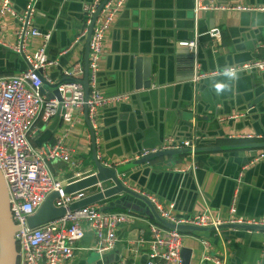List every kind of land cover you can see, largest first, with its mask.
Wrapping results in <instances>:
<instances>
[{"label": "crops", "instance_id": "0c3cea01", "mask_svg": "<svg viewBox=\"0 0 264 264\" xmlns=\"http://www.w3.org/2000/svg\"><path fill=\"white\" fill-rule=\"evenodd\" d=\"M40 1L33 26L42 33H51L47 54L50 59H57L58 66L46 72L45 81L51 86L66 80L61 75L64 70L77 63L85 67L86 37L80 40L77 36L80 27H83L82 7L92 0ZM10 2L17 12H21L27 0ZM203 2L224 7L264 8V0ZM193 8L194 0H127L113 26L105 34L99 62V90L105 96L135 93V99L128 104L98 111L96 153L104 161L117 164L136 152L145 151L143 148L157 146L162 138L168 136L186 141L189 138L196 140V134L200 133L211 143L196 146L201 149L249 144L234 140L235 136L242 134L263 136L264 100L254 107L252 116H259L256 122L249 120L251 115L237 122L221 123L220 119L247 108L250 103L244 102L242 95L264 94V73L250 75L254 76L253 84L258 85L254 90L248 89L250 78L245 75L232 79L225 76L209 78L201 84L196 82L194 85H197L199 99L184 110L182 107L187 106L189 90L186 87L183 92L181 86L185 83L177 82V78L181 81L193 79L194 59L189 61L177 54L181 52L179 43L185 44L196 39L197 62L203 73L261 59L264 56V11L201 12L196 19ZM212 30L219 31L218 37L210 36ZM15 31L16 21L7 16L5 29L0 36L2 43L14 46ZM209 43H213V47ZM41 44V38L31 39L27 54H34ZM138 57L151 61L152 87L149 91L129 90L134 85L133 69ZM23 64L21 62L16 66L0 49V77H10L23 71ZM236 79L240 80L241 85L235 86L232 80ZM217 84L224 86L222 91L217 92ZM245 89L247 91L243 94ZM42 90L49 99L53 89L43 86ZM186 110L206 121L188 124L182 118ZM71 120L72 125L62 121L60 116L47 124L38 123L37 133L31 138L34 146L52 144L58 138H63L71 151L73 162L80 165L78 169L70 171L65 164L52 163L50 167L53 175L63 181L73 179L75 173H79L81 179L95 172L86 112L76 110ZM228 140L234 142L229 143ZM261 151L210 154L207 157L212 164H196L192 171L190 167L195 156L157 159L122 175L132 189L154 196L164 208L173 205L172 213L178 218H189L208 210L214 218L227 220L228 209L234 201L241 217L259 216L264 219V159L253 162ZM177 161L181 162L179 166H166ZM130 164L121 165L116 170ZM176 176H179V180ZM103 205L106 207L108 203L104 202ZM137 216L139 220L135 223L117 229L118 243L112 252L104 255L103 261L124 264L146 262L150 240L148 226L152 222L147 217ZM83 228L85 237L75 246L73 264H99V257L90 251L96 245L94 235L87 225L84 224ZM140 231L143 232L142 238ZM182 250L190 251L189 264H214L202 261L205 254L219 264H264V232L225 230L185 234Z\"/></svg>", "mask_w": 264, "mask_h": 264}, {"label": "built area", "instance_id": "2783aa9c", "mask_svg": "<svg viewBox=\"0 0 264 264\" xmlns=\"http://www.w3.org/2000/svg\"><path fill=\"white\" fill-rule=\"evenodd\" d=\"M126 1L107 0L94 21L88 43V93L85 94L83 86L84 66L82 63H77L62 72L61 75L66 79L65 81L56 82L58 100L57 98L48 99L41 93L46 72L57 66V59L51 61L47 55L51 33H42L33 26L36 0H28L21 12L14 9L10 0H0V36L5 29L7 16L16 21L15 45L7 46L2 43L0 38V47L21 56L27 64L24 71L10 77H0V174L6 188L11 219L16 229L14 240L17 264H73L75 246L85 237L84 224L91 229L96 240L95 247L90 251L99 257V264H105L104 255L112 252L118 243L117 229L121 226H129L139 220V217L130 211H105L104 202L71 210L70 207L74 204L103 193L112 187V184L110 182L98 183L87 190L66 193L65 190L68 186L80 180V174L75 173L73 179L63 181L53 175L50 166L54 162H60L73 171L80 165L73 162L71 151L65 145L63 138H58L54 143L41 147L34 146L31 142V138L37 133L38 123L47 124L60 116L62 121L72 125L71 116L77 110L80 113L86 112L91 131L94 133L95 145H97L98 111L127 103L135 95V93H122L105 96L98 87L99 62L103 54L105 34L113 26ZM102 2L103 0H92L83 5V29L78 39L86 37L93 17ZM218 11L263 12L264 8L215 6L211 3L206 4L203 0H194L193 13L196 19L201 12ZM218 35V30L210 31L212 38H216ZM34 38H41L42 44L34 54L28 55L26 52L28 43ZM183 45L194 57L192 84L220 76L235 78L238 75L253 72L264 73V56L250 63L203 73L197 62V40L194 39ZM229 71L233 72L234 76L226 75V72ZM245 117L246 113L237 112L220 119V122H237ZM234 140L260 143L264 142V137L242 134L235 136ZM194 146V140L175 141L169 139L157 150L137 152L117 164L104 161L99 153H96V160L103 167L116 170L121 165L139 161L158 151L192 150ZM263 159L264 150L253 162L256 163ZM190 168L194 170L195 167L192 164ZM93 174L95 173L84 178L93 176ZM118 179L126 188L146 199L162 220L176 227L214 228L215 232H218V227L225 225L264 228V219L262 218L237 217L234 201L228 209L229 218L227 220L214 218L208 210L189 218H178L172 213L173 205L164 208L154 196L132 189L130 185L126 184L124 175L120 174ZM52 195H56L53 207L63 211L62 215L38 226H31V220ZM139 233L142 238L143 232ZM148 233L150 240L148 241L147 260L144 264H182V241L185 235L181 231L165 229L151 223L148 226ZM206 245L207 243H205ZM202 259L205 263L219 264L206 254Z\"/></svg>", "mask_w": 264, "mask_h": 264}, {"label": "water", "instance_id": "95a60500", "mask_svg": "<svg viewBox=\"0 0 264 264\" xmlns=\"http://www.w3.org/2000/svg\"><path fill=\"white\" fill-rule=\"evenodd\" d=\"M107 0H103L101 6L98 8L97 13L93 17V21L88 29V33L86 35L85 41H86V54H85V67H84V81H83V86L85 90V94L88 93V43L90 40V36L92 33L94 21L102 9L103 5L106 3ZM28 2V0H27ZM26 2V5H27ZM40 0H36V5H35V14L38 10ZM127 2V1H126ZM125 2V3H126ZM90 3V1L86 2ZM25 5V6H26ZM25 8V7H24ZM35 16V15H34ZM82 21H83V13H82ZM82 27V26H81ZM80 29L82 30L83 27ZM81 32V31H80ZM79 37V34L77 38ZM210 37V36H209ZM51 38V37H50ZM81 40V39H80ZM193 41V40H192ZM190 41V42H192ZM189 43V42H188ZM213 47V43H209ZM179 50L181 51L177 55L179 56H184L186 57L189 61H193L194 57L188 53V50L183 44H178ZM2 51L6 54L7 58H9L16 66H19L21 62H24L23 58L21 56H18L2 47H0ZM48 55V54H47ZM198 55V51H197ZM21 57V58H20ZM23 61H22V60ZM50 59V58H49ZM51 61H55L56 59H50ZM253 62V61H252ZM25 63V62H24ZM151 61L149 59H144V58H136L135 59V64H134V73H133V80H134V85L132 89H129L131 91H149L151 90V67H150ZM246 64V63H245ZM24 65V64H23ZM26 65V67H25ZM24 66L21 67V69L24 71L27 68V64L25 63ZM58 67V66H57ZM227 68V67H225ZM51 69V68H50ZM54 69V68H53ZM223 69V68H221ZM62 73V72H61ZM194 74V73H193ZM252 74H259V73H248L245 76H249L250 78L249 83H248V89L254 90L258 88V85L253 84L252 78L254 76L250 77ZM263 74V73H261ZM239 76V75H238ZM193 77V76H192ZM99 78V74H98ZM236 78V77H235ZM192 78H188L187 80H178L177 82L180 83H185L181 87L182 91L185 92L186 87L189 90V99L187 101V106L182 107V109L185 110V108H189L193 102H197L199 98H197V85H194L191 83ZM232 79V78H231ZM235 83V86H238L240 83L239 79L232 80ZM202 81L198 82L197 84H201ZM43 86H46L48 88L53 89L52 94H50L49 99H54L57 98L59 100L58 92H57V84H53L51 86H48L47 82L43 80ZM130 87V86H129ZM242 87V86H241ZM243 89V88H242ZM247 90L245 89L243 91V94ZM42 94L45 92L41 89ZM130 93V92H129ZM257 94V93H255ZM244 102L250 103L246 107L243 108L238 113H246V117H250L251 115V122L258 121L259 116L255 115L252 116V114L255 113L254 107L257 106L259 103L263 102L264 100V94L263 95H256V96H251L249 95H242ZM132 96L131 100L128 103H131L135 97ZM128 103H122L123 104H128ZM117 105V106H120ZM189 105V106H188ZM116 106V107H117ZM115 107V108H116ZM216 111L218 110L217 105L215 106ZM245 117V118H246ZM182 118L185 122L188 124H192L194 121L196 122H201V121H206L205 118L198 117V115L193 114L192 112H189L186 110L182 114ZM209 120V119H208ZM89 125V122H88ZM90 128V125H89ZM198 129V128H197ZM90 133H91V138H92V148H93V162H94V168H95V174L93 176L83 178L75 182L74 184L68 186L65 190L66 193H74L82 190H87L90 187L95 186L96 184L100 183H108L110 182L112 184V187L106 189L103 193L93 195L77 204H74L73 206L70 207L71 210H76L88 205L96 204L105 200H111L113 198L114 201H109L108 205L104 207L105 211H110V210H121V211H130L134 214L141 215L144 217H147L149 220L156 222L159 226L165 228V229H176L181 232H188V233H213L215 232L214 228H199V227H194V226H174L171 225L164 220H162L158 213L156 212L155 208L143 197L140 195L134 193L130 189L126 188L122 182L118 179V176L120 174H124L125 172L131 171L132 169L142 167L145 164H148L154 160L157 159H168V158H175V157H193L195 158L192 160V163L196 167V164H203V165H208L212 164V161L209 160L207 155L214 154V153H229V152H237V151H253V150H264V142L260 143H249L245 145H235V146H225V147H206L202 148L196 146H205V145H210L211 143L208 142L207 139H204L205 136H202L200 133L196 134V140L195 139H187L186 141L189 140H194L195 141V148L191 149H182V150H166V151H158L154 154L149 155L146 158L140 159L139 161H135L131 163L128 166H125L123 168H119L117 170L113 169H107L103 167L97 160H96V145H95V137L94 133L91 131L90 128ZM264 136V134H263ZM169 139H174L175 141H181L178 140L177 138H171V136H168L166 138H162L160 143L150 149L143 148L145 151H153L157 150L160 147H162L166 140ZM42 145H37V147H41ZM158 147V148H157ZM157 148V149H156ZM137 153V152H136ZM207 157V159H205ZM181 162H171L170 164H167L166 166L168 168H173L176 166H179ZM192 171V170H191ZM189 175H191L189 173ZM188 176L183 180L186 181ZM179 180V176H176ZM239 178V176H238ZM126 182V181H125ZM127 184V182H126ZM56 198V195H52L51 197L48 198V200L45 202L41 210L38 212V214L31 220L30 225L31 226H38L40 224H43L45 222H48L50 220L56 219L59 216L62 215L63 211L56 210L53 207V201ZM236 209V208H235ZM236 216L241 217L242 215L238 214V211L236 209ZM247 217V216H244ZM254 217L256 219H259V216H250ZM262 217V216H260ZM15 227L11 219L10 215V209H9V203H8V197L6 193V188L2 179V176L0 174V264H17V250H16V243L14 240V235H15ZM225 230H246V231H263L264 228L257 229V228H252V227H245V226H236V225H225L217 228V231H225ZM95 255V254H94ZM97 256V255H96ZM181 259H182V264H189L190 263V251L188 250H182L181 251ZM119 262V261H118ZM118 262H113V263H107L104 261L105 264H114Z\"/></svg>", "mask_w": 264, "mask_h": 264}, {"label": "clouds", "instance_id": "9594fccd", "mask_svg": "<svg viewBox=\"0 0 264 264\" xmlns=\"http://www.w3.org/2000/svg\"><path fill=\"white\" fill-rule=\"evenodd\" d=\"M226 75H228V76L231 77V76H234V73L229 71V72H226ZM223 87H224L223 85L217 84L216 85L217 92L222 91L223 90Z\"/></svg>", "mask_w": 264, "mask_h": 264}, {"label": "trees", "instance_id": "16d2710c", "mask_svg": "<svg viewBox=\"0 0 264 264\" xmlns=\"http://www.w3.org/2000/svg\"><path fill=\"white\" fill-rule=\"evenodd\" d=\"M228 142L229 143H231V142H234V141H231V140H228ZM108 201V202H107ZM105 203L107 204V203H109V201L110 200H107ZM105 209V208H104ZM110 211H115V212H121V210H110ZM153 224H157L156 222H154V221H151ZM158 225V224H157ZM182 234H190V233H188V232H182Z\"/></svg>", "mask_w": 264, "mask_h": 264}, {"label": "rangeland", "instance_id": "374dc122", "mask_svg": "<svg viewBox=\"0 0 264 264\" xmlns=\"http://www.w3.org/2000/svg\"><path fill=\"white\" fill-rule=\"evenodd\" d=\"M107 200H105L104 202H106ZM103 202V201H102Z\"/></svg>", "mask_w": 264, "mask_h": 264}]
</instances>
